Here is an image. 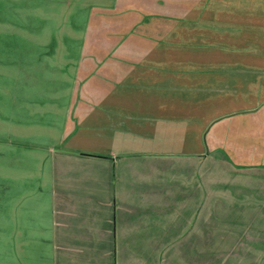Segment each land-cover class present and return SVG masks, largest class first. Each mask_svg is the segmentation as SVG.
Segmentation results:
<instances>
[{
	"label": "crops",
	"instance_id": "crops-1",
	"mask_svg": "<svg viewBox=\"0 0 264 264\" xmlns=\"http://www.w3.org/2000/svg\"><path fill=\"white\" fill-rule=\"evenodd\" d=\"M162 1L182 2L183 5L172 8L161 2L157 6L152 3L151 8L133 12L134 19L130 20L126 33L136 32L137 24L147 23L151 16L159 17L154 21V30L175 31V27H186L191 20L194 27L201 22V18L210 17L211 10L208 8H217L221 2ZM255 1L256 30L263 33L264 0ZM215 12L212 13L214 17ZM170 17L180 18L181 21L168 23ZM32 42L16 39L15 42L0 43V64L14 69L13 72L9 69L0 73V264H112L113 251L117 257V243L114 249L112 242L135 239V208L140 212L147 211L151 216L152 212L155 214L154 219L149 217L145 223L138 224L141 240L191 242L184 248L193 257V242H198L202 239L200 235L208 233L200 234V223L191 218L174 222L157 220L156 215L167 210V206L174 209L173 203L167 202V187L146 185L144 182L135 185L133 176L138 170L143 177L152 178V170L159 169L158 162L162 157L188 160L190 154L197 152L198 147L195 150L192 144L194 139L195 142L199 139L198 118L193 120L192 117L189 122L182 116L170 115L165 99L178 95L180 110L186 111L184 98L188 96L189 82L183 80L187 75L198 74L199 69L179 65H197L204 61L182 57L170 60L178 64L171 66L174 64L167 63L166 58L152 56L149 51L142 55L109 59H93L86 55L75 60L65 52L62 66L58 68L59 77L55 71L50 77V64L43 65L40 72L42 70L47 74L39 77L41 89H34L43 92V95H38L43 100L34 101L35 106L42 104L36 110L48 114V117L44 120L38 116L37 120L31 116L19 122L14 115L16 112L11 110L6 113L4 106L9 107L8 97L17 93L16 89L22 87L25 81L37 80L35 74H25L22 66L29 62L31 49H44L39 52V57L45 61L49 48L55 45ZM70 44V41H63V48L67 49ZM108 44L112 50L151 49L150 42L144 43L147 47H141V43L130 38L127 41L113 40ZM72 64L75 65L73 68L70 67ZM96 64L109 66L103 69L106 71L105 79L110 78L109 84L106 83L109 88H76L71 83L66 84L70 79L60 77L66 73L79 76L82 70H87L85 67ZM79 77L82 80L81 75ZM143 82V85L136 84ZM134 86L142 88L134 89ZM174 87L177 92L171 91ZM62 97L68 99L59 100ZM10 101V105L14 106V102ZM233 113H221L206 122L221 120ZM8 115L13 119L9 120ZM175 117L182 118L178 121L174 120ZM248 120L246 128L238 123L241 127L236 135L232 134L229 151L237 152L241 156L237 159L239 161L250 158V162L262 164L264 103ZM16 123L18 127H15ZM210 136L212 144L220 142L216 141L218 134L215 131ZM174 144L184 148L167 147ZM245 154L250 156L245 157ZM190 193H193L192 189ZM136 195L140 198L137 203L133 200ZM157 195L159 200H153ZM237 204L229 202L224 208H235L232 206ZM183 205L181 203V207ZM185 207L202 208L198 204ZM237 208L263 210L264 204L241 202ZM151 230H154L151 232L154 235ZM238 233L243 236L238 240H246L242 229ZM255 248L254 256L261 258L260 264H264V236H255ZM195 253L194 257H197ZM241 255L247 256L248 253L244 251Z\"/></svg>",
	"mask_w": 264,
	"mask_h": 264
},
{
	"label": "rangeland",
	"instance_id": "rangeland-1",
	"mask_svg": "<svg viewBox=\"0 0 264 264\" xmlns=\"http://www.w3.org/2000/svg\"><path fill=\"white\" fill-rule=\"evenodd\" d=\"M216 1H221L219 7L208 8L211 10L210 17L201 18V22L194 27L191 26V20L186 27H175V31H159L158 28L154 30V21L159 17L151 16L147 23L137 24L136 32L128 34L126 29L130 20L134 19L133 12L151 8L152 3L157 6L161 2L166 7L174 8L183 5L182 2L176 4L162 0H0V43L15 42L16 39L33 41L32 43H55L49 48L47 60L41 61L44 59L39 57V52L45 51L44 49H31L29 62L22 66L25 74H35L37 80L25 81L22 87L16 89L17 93L8 97L9 107L4 106L6 113L11 110L16 112L14 115L19 122H24L31 116L37 120L38 116L44 120L48 117L46 113L37 112L36 109L42 104L35 106L37 104L34 101L43 100V97H38L39 94L43 95V92L39 93L34 89H41L39 77L47 74L42 73V70L40 72L43 65L50 64V77L54 71L59 77L58 68L62 66L65 52L75 60L86 55L94 57L93 59H109L115 56H137L149 51L152 56L166 58L170 64L175 63L170 60L182 57H195L199 58L195 61H204L197 65H179L199 69L198 74L187 75L183 80L189 82L188 96L184 98L186 111L180 110L178 95L165 99L170 115L182 116L189 122L192 117L193 120L198 118L199 139L198 143L194 139L192 144L193 149L198 147L195 149L197 152L190 154L188 160L162 157L158 162L159 169L152 170V178L143 177L140 171L136 170L133 181L135 185L144 182L146 185L167 187V202L173 203L174 209H168L167 206V210L156 215L157 220L169 219L174 222L191 218L200 223V234H208L200 235L202 239L193 242L194 256L197 252V257H192L193 254L187 253L184 248V245L191 242L141 240L138 224L145 223L149 217L154 219L155 214L152 212L151 216L147 211L140 212V209L135 208V239L112 242L114 249L117 243V257L113 251L112 264H260L261 258L254 256L255 236H264V209L240 210L237 206L241 202L264 204V163H253L252 160L250 162V158L237 160L241 156L235 151L230 152L229 145L233 141L232 134L236 135L239 127H245L249 117H253L264 103V38H261L264 37V31L262 33L256 30L255 0ZM214 11L215 17L212 16ZM173 21L179 22L181 19H167L168 23ZM128 38L141 43V47H147L144 43L150 42L151 49L109 48V42L121 39L127 41ZM63 41H70V47L63 48ZM82 44L84 45L81 48ZM74 66L72 64L70 67ZM107 67L109 66L98 64L85 67L87 70L80 72L82 80L80 75L75 74V77L67 73L60 77L70 79L66 84L71 83L70 85L76 88H109L107 84L110 78L105 79L106 71H103ZM9 69V65L0 64V73L8 72ZM10 71L13 72L14 69ZM171 91L178 90L174 87ZM10 100L14 102V106L10 105ZM228 112L235 113L221 120L206 122L210 117ZM182 117H175L174 120L179 121ZM8 119L12 120L13 117L8 115ZM238 123L241 126H238ZM16 126L18 127V123ZM213 131L218 134V144H212L210 134ZM223 141L229 143L224 144ZM176 146L184 148L176 144L167 147ZM248 156L250 155L245 154V157ZM183 188H190L193 193H190V189ZM133 200L137 203L140 198L136 195ZM153 200L158 201L159 195ZM229 202L238 204L232 206L235 208H224ZM181 203L188 207L189 204H198L202 208L195 210L186 208L185 205L182 208ZM241 229L246 234V240H238L242 236L238 233ZM244 251L248 253L247 256L241 255Z\"/></svg>",
	"mask_w": 264,
	"mask_h": 264
}]
</instances>
